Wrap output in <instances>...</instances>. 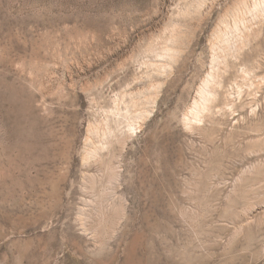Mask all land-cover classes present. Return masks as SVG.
<instances>
[{"label": "rangeland", "instance_id": "obj_1", "mask_svg": "<svg viewBox=\"0 0 264 264\" xmlns=\"http://www.w3.org/2000/svg\"><path fill=\"white\" fill-rule=\"evenodd\" d=\"M238 3L0 0V264H264V10Z\"/></svg>", "mask_w": 264, "mask_h": 264}, {"label": "bare ground", "instance_id": "obj_2", "mask_svg": "<svg viewBox=\"0 0 264 264\" xmlns=\"http://www.w3.org/2000/svg\"><path fill=\"white\" fill-rule=\"evenodd\" d=\"M235 1V0H234ZM236 3V2H235ZM239 3L240 4H242V9H243V7H244V12L247 14H251V15H253V16H255V18L257 17H259V19L261 20V9L262 10H264V0H239ZM238 3V4H239ZM232 6V5H231ZM232 9V8H231ZM240 9V8H239ZM238 9V10H239ZM227 11V10H226ZM236 11V10H235ZM235 11H234V13H235ZM243 11V10H242ZM228 12V11H227ZM244 12H242V13H244ZM262 13H264V11L262 12ZM237 15H238V12L236 13ZM240 14V13H239ZM247 14V15H248ZM182 15V14H181ZM226 15V14H225ZM242 15V14H241ZM244 15V14H243ZM250 15V16H251ZM228 16V15H227ZM225 17V16H224ZM241 17H243V16H241ZM222 18V17H221ZM235 18H238V17H235ZM245 19H246V17H244ZM229 19V18H228ZM233 19V18H232ZM241 19V18H240ZM252 19V18H251ZM239 20V19H238ZM254 20V19H253ZM264 20V19H263ZM240 21V20H239ZM245 20L244 19H241V23H242V27L244 28V30H246L247 32V34H245L246 35V37L248 36V32H250V31H254V29H255V27L253 28V27H251V26H249L248 27V23L246 24L245 22H244ZM232 22V21H231ZM238 23V22H237ZM260 23V22H259ZM240 25V24H239ZM236 27H237V25H236ZM256 27H258V26H256ZM232 28H233V26H232ZM258 28H260V27H258ZM257 28V29H258ZM234 29V28H233ZM236 29V28H235ZM241 30V29H240ZM233 31V30H232ZM257 33V32H256ZM255 34V33H254ZM242 37L244 36V35H241ZM238 39V38H237ZM216 40V39H215ZM240 41H241V39H240ZM243 41V40H242ZM171 42V41H170ZM216 43V42H215ZM212 44V43H211ZM210 44V45H211ZM212 45H214V43L212 44ZM215 46V45H214ZM215 48H216V46H215ZM212 49V48H211ZM214 51V50H213ZM216 51V50H215ZM214 51V52H215ZM216 55H218V54H216ZM219 56V55H218ZM248 79V78H247ZM209 80V79H208ZM205 81L204 83H203V85L200 87V89H199V100L200 99H203V100H208V98H210V95H211V91H210V89H209V81ZM212 89V88H211ZM220 89V88H219ZM218 89V90H219ZM257 89H258V87H257ZM259 90V89H258ZM215 91V90H214ZM244 91V90H243ZM245 92V91H244ZM246 94L244 93H240L239 95H238V98H237V100H238V104H239V106H240V108H241V110L242 109H244L247 105H248V103L247 102H245V98H246ZM224 99H226L227 101L228 100H231L228 96H224ZM252 99V98H251ZM235 104V103H234ZM202 106H203V109H209V107H208V105H207V102L205 103H203L202 102ZM194 109H195V116L196 117H198L199 116V114L201 113V107H200V104L199 103H195V107H194ZM193 109V110H194ZM186 123H188V120H186ZM132 126V125H131ZM128 130H130V129H128ZM130 132V131H129ZM129 135V134H128ZM90 151V150H89ZM4 152V151H3ZM89 153V152H88ZM90 154V153H89ZM2 157V156H1ZM6 157V156H5ZM4 159V158H3ZM8 159V158H7ZM85 159H87V158H85ZM5 160V159H4ZM5 166V165H4ZM1 168V167H0ZM10 169V168H9ZM18 169V168H17ZM5 170V169H4ZM4 172V171H3ZM4 174V173H3ZM8 179V178H7ZM11 180V179H10Z\"/></svg>", "mask_w": 264, "mask_h": 264}]
</instances>
